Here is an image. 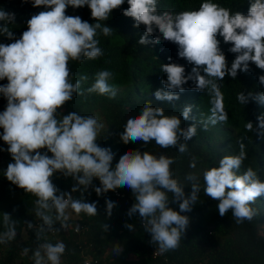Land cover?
I'll return each mask as SVG.
<instances>
[{
  "label": "clouds",
  "instance_id": "clouds-1",
  "mask_svg": "<svg viewBox=\"0 0 264 264\" xmlns=\"http://www.w3.org/2000/svg\"><path fill=\"white\" fill-rule=\"evenodd\" d=\"M165 1L127 0L129 7L123 14L134 19V27H145L138 41L140 45L171 42L178 46V57L171 63V57H166L160 64L161 72L167 78L160 77L163 88L155 91L156 101L168 103L175 109L177 104L173 102L187 98L193 106L184 104L179 115H166L163 107L154 106L145 97L139 114L127 119L119 137L125 145L154 141L162 149L175 148L184 154L188 152V142L197 135L196 126L205 130L222 128L229 121L221 81L226 76L235 80L239 72L248 73L253 64L264 70V0H250L247 14L233 13L213 0H204L198 10L178 13L160 10ZM31 2L33 7L47 10L31 16L27 30L20 38H16L9 28L15 23V13L0 8V36L14 40L10 44L0 43V81H8L0 85V93L7 100L6 109L0 112V128L3 129L0 138L8 145L6 150L14 161L8 164L4 175L26 193L37 197L35 216L42 223L35 226L27 221V225L35 231L36 239L44 242L33 252L34 264H61L66 245L48 242L46 234L51 233V237L55 232L69 229L68 209L77 215L98 214L97 202L89 203L83 199L90 187L98 196L111 190L117 198L124 197L118 189H130L135 203L126 216L139 215L145 232L151 236L150 243L158 245L160 253L177 250L191 224V218L182 213L191 212L199 200V177L194 173L185 177L191 186V193L186 194L185 187L174 178L171 168L174 158L139 148L124 152L113 164L116 154L110 147L97 143L104 127L101 120L75 111L57 118L58 111L67 102L77 94H83L80 92L81 81L88 79L81 75L73 82L69 62L103 57L104 51L98 46L96 37L98 34L112 35L108 20L120 11L125 0ZM69 6L74 9L88 6L96 22L90 24L80 16L66 15ZM149 36L154 39L150 40ZM218 36L225 44H231L229 51L236 54L230 67ZM184 61L192 66L190 72L181 65ZM150 71L147 56L136 59L132 73L137 78ZM113 79L112 71L102 70L87 91L114 99L117 93L108 83ZM189 81L192 84L186 86ZM259 85L264 86V75L259 76ZM237 100L241 105L255 102L264 107V92H241ZM193 107L210 116L205 118L194 111L195 117H192ZM193 119V124L182 126ZM255 125L257 136L264 138V113L257 115ZM246 130H254L252 121L246 124ZM43 149L46 151L42 152ZM246 159L247 153L241 144L238 154L223 156L218 167L202 173L204 193L218 202L219 215L223 217L231 210L238 224L254 219L257 211L252 205L264 197V180L256 171L248 167L240 172ZM196 163V158L192 157L189 167L195 169ZM56 173L75 181L71 192H80V199L57 188L51 179ZM94 179L99 180L100 186H94ZM115 190L119 196L114 194ZM170 202L178 204L179 211L170 207ZM115 206L114 200H106L108 217ZM2 222L5 230L0 232V244L6 245L17 236V220L4 213ZM57 224L60 228L55 227ZM125 227L134 231L132 223H126ZM80 229L75 227L73 233L81 236L84 232ZM103 230L107 232L109 224H104ZM82 250L83 264L97 263L86 255V249ZM113 251L119 256L122 249L117 247ZM23 252L27 254L29 249L24 248Z\"/></svg>",
  "mask_w": 264,
  "mask_h": 264
},
{
  "label": "trees",
  "instance_id": "trees-1",
  "mask_svg": "<svg viewBox=\"0 0 264 264\" xmlns=\"http://www.w3.org/2000/svg\"><path fill=\"white\" fill-rule=\"evenodd\" d=\"M204 0H166L160 10H171L181 12L186 10H198ZM220 6L230 9L233 13L240 11L247 14L250 7V0H213ZM129 7L127 0L121 6L120 11L108 20V26L112 28V35L104 36L98 34L99 47L104 51L103 57L97 60L70 61L69 67L72 71V81L80 79L81 75H86L87 80L81 81L80 92L72 101L58 111L57 118H62L63 114L77 112L82 116H95L104 125L97 143L102 147H110L116 154L113 164L117 163L119 157L126 151L139 148L140 151H148L155 155L164 154L174 158L175 163L171 166L174 178L185 187V193H191L190 182L185 177L189 173H194L199 177L200 193L199 200L189 213H182L191 218L190 227L181 240L180 247L175 251L160 253L158 245L150 243L151 236L146 233L139 215L129 218L126 216L128 209L135 203L132 191L127 187L118 189L123 198H117L110 190L108 193L98 196L93 187L85 192L83 199L85 202H97L98 214L89 216L81 213L77 215L70 209L72 216H69V229H62L47 233V240L53 244L63 242L66 245V252L61 258V264H83L81 256L82 249H86L87 256L96 260V264H264V197L257 199L252 207L257 211V215L251 222L245 221L238 224L232 215L231 210L227 215L221 217L217 210V201L208 198L204 193V181L202 173L211 167H218L220 159L225 155H236L239 153L240 145L243 144L247 153V159L243 162L240 172L243 173L248 167L256 171L258 177L264 180V138L257 136L255 132V122L257 115L264 113V107L255 102L241 105L237 96L241 92H264V86L259 85V76L264 75V70L258 69L254 64L250 65V71L238 73L233 80L226 76L221 81L222 97L226 100L229 110L228 122L222 128L197 127V135L188 142V152L181 154L175 148L162 149L151 142L148 144H128L121 142L119 134L123 131L127 119L133 114H139L142 105L151 101L154 106L165 109L166 115H179L184 104H193L182 98L173 103L177 104L173 109L168 103L156 101L154 93L157 89L163 88L160 77L167 78L161 72L160 65L166 57L171 63L178 57V46L171 42L159 44L140 45L139 38L145 32V27H134V19L123 14ZM0 8L7 12L15 13V23L10 24L14 36L20 38L27 30V21L32 15L47 10L43 7L35 8L31 0H0ZM68 16H80L83 21L94 24L96 21L91 16L88 6L74 9L69 6L66 10ZM105 21L101 23L104 24ZM107 25V24H104ZM156 34H160L157 30ZM154 39V36H149ZM221 49L224 52L229 67L235 59L236 54L231 53V44H225L223 38ZM14 40L6 36H0V43L10 44ZM148 58L151 71L145 76L137 78L133 72V64L140 57ZM179 64V63H178ZM186 72L191 71V65L186 61L182 62ZM102 70H109L115 74V79L109 80L110 86L116 91V97L109 99L106 95H99L95 92L87 91L96 79L97 73ZM7 79L0 81V85L7 84ZM192 84L189 81L188 85ZM7 100L0 93V112L6 109ZM199 114L205 118L207 115L194 110L192 117ZM193 120L182 124L187 127L193 124ZM253 122V131L246 130V124ZM3 129L0 128V133ZM8 145L0 138V232L3 227V215L9 213L14 220H17V236L6 245L0 244V264H34L32 259L34 250L43 243L35 237V231L30 229L27 221L38 226L42 221L35 216L37 197L26 193L23 189L11 183L4 172L9 163H13L10 153L7 152ZM46 151V149L41 150ZM52 154L49 153V156ZM192 157L196 158V168L189 167ZM53 183L61 192L71 193L74 198L80 199L81 193H72L75 181L71 177H65L62 173H56L52 178ZM94 186H100L98 179H94ZM59 194V193H58ZM17 195V197H16ZM171 199V194H169ZM112 199L116 202L111 217L106 214V200ZM170 207L179 211L178 204L170 202ZM126 223L134 225V231L125 227ZM109 224V230L104 232L103 225ZM55 227L60 228L57 224ZM75 227H81V236L73 233ZM87 230V232H85ZM82 247H81V246ZM121 248L119 256L113 251L114 248ZM24 248L29 252L25 254ZM157 253L155 256L154 254Z\"/></svg>",
  "mask_w": 264,
  "mask_h": 264
},
{
  "label": "built area",
  "instance_id": "built-area-1",
  "mask_svg": "<svg viewBox=\"0 0 264 264\" xmlns=\"http://www.w3.org/2000/svg\"><path fill=\"white\" fill-rule=\"evenodd\" d=\"M114 194L116 195V196H119V193L115 190L114 191ZM82 229V228H81ZM81 229L79 230V231H81ZM77 231V230H76ZM78 232V231H77ZM157 253H155L154 255H156Z\"/></svg>",
  "mask_w": 264,
  "mask_h": 264
},
{
  "label": "rangeland",
  "instance_id": "rangeland-1",
  "mask_svg": "<svg viewBox=\"0 0 264 264\" xmlns=\"http://www.w3.org/2000/svg\"><path fill=\"white\" fill-rule=\"evenodd\" d=\"M99 120V119H98ZM16 197H17V195H16ZM68 215L69 216H72V213H70V209H68Z\"/></svg>",
  "mask_w": 264,
  "mask_h": 264
}]
</instances>
